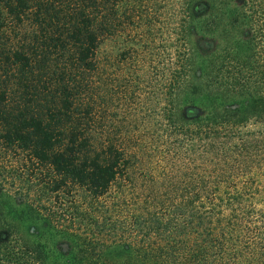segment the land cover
Here are the masks:
<instances>
[{
    "label": "trees",
    "instance_id": "trees-1",
    "mask_svg": "<svg viewBox=\"0 0 264 264\" xmlns=\"http://www.w3.org/2000/svg\"><path fill=\"white\" fill-rule=\"evenodd\" d=\"M156 6L0 0V147L63 211L14 209L0 264H264V0Z\"/></svg>",
    "mask_w": 264,
    "mask_h": 264
},
{
    "label": "rangeland",
    "instance_id": "rangeland-1",
    "mask_svg": "<svg viewBox=\"0 0 264 264\" xmlns=\"http://www.w3.org/2000/svg\"><path fill=\"white\" fill-rule=\"evenodd\" d=\"M155 6L161 10H166L165 8H168V0H155ZM168 12L171 11L168 10ZM159 20L162 21H158V25L156 26L158 32L157 35H155V33L154 35L153 33H148L143 35L144 39L135 38V40H132L138 42V46L140 47L141 45L142 50L152 53L153 56L162 52L171 42L168 30L172 29V22L171 24H168L169 21L167 20ZM165 39H168V41H166L167 45L164 42ZM152 41V45H150L151 43H146ZM139 42H141L140 45ZM121 46L122 42L119 39L107 41L103 45V55L108 59L109 63H111V61L113 63L114 61H117L116 56L119 53ZM154 102L155 101L153 100V105L156 103ZM139 117H141V115ZM144 118L145 120H142L143 122L140 123L141 134L144 136L146 134L145 132L150 130H152L151 133L153 134L158 132V125L155 117H152L153 119L147 123L146 120L148 118V113L145 111ZM21 159L22 156H19L18 153L16 154L0 147V214L2 215L0 216V230L5 227L13 229L20 228V225H8L11 223L9 214H13L14 209L16 208H28L31 210L32 214H51L53 209L57 214L63 212L59 207L60 205L54 204L52 200L53 195L51 194L50 189L40 181L43 175H35L32 173L30 169H28V165L25 166ZM79 194L81 195L82 192L79 191ZM3 215L5 219L3 218ZM21 229L22 233L27 237H30L31 234L29 233L34 232L33 226L29 225L22 226ZM28 230H30V232H28ZM35 236L38 235L36 234ZM30 238H36V241L44 242L51 254H54L53 243L49 239L41 240L38 239L39 237L34 236ZM57 262L59 263V261Z\"/></svg>",
    "mask_w": 264,
    "mask_h": 264
}]
</instances>
